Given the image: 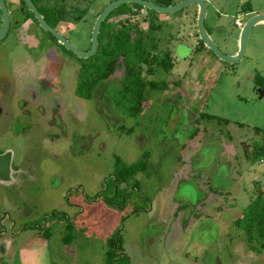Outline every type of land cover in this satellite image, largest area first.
I'll return each mask as SVG.
<instances>
[{
  "label": "rangeland",
  "instance_id": "rangeland-1",
  "mask_svg": "<svg viewBox=\"0 0 264 264\" xmlns=\"http://www.w3.org/2000/svg\"><path fill=\"white\" fill-rule=\"evenodd\" d=\"M63 1L69 10L61 29L74 28L70 42L85 49L98 13L113 0H78L72 11L71 0ZM206 2L205 27L227 55L240 36L235 18L244 23L249 17L237 7L246 2L264 13V0ZM133 6L117 8L130 12ZM142 9L158 26L144 33L147 47L154 43L158 52H168L174 66L169 73L158 70L160 78L147 76L166 80L168 88L148 89L138 115L107 114L112 129L101 124L96 102L75 96L77 65L66 59L49 63L54 43H30L24 52L10 34L0 44V150L25 156L21 167L31 174L26 182L0 183V208L12 215V201H17L22 221L32 226L14 237L15 244L31 246L30 264H109L117 234L118 249H125L132 264H264L262 244L252 242V250L234 225L256 196L255 182L264 193V163H249L250 140H242H264V25L251 30L244 57L228 63L205 46H192L199 41L196 5L173 13ZM73 13L80 18H70ZM130 24L147 26L142 16ZM33 29L36 38L47 41ZM122 75L119 67L110 83L117 84ZM115 84L108 89L110 98ZM207 115L231 123L221 129ZM120 124L133 130L119 132ZM207 125L234 139L203 137ZM194 126L198 136L190 140ZM115 156L125 164L145 161L123 198L111 193ZM78 200L73 209L70 204ZM86 203L89 207L74 224L75 213ZM20 228L17 223L12 230ZM5 241L6 235L0 244Z\"/></svg>",
  "mask_w": 264,
  "mask_h": 264
},
{
  "label": "flooded vegetation",
  "instance_id": "flooded-vegetation-1",
  "mask_svg": "<svg viewBox=\"0 0 264 264\" xmlns=\"http://www.w3.org/2000/svg\"><path fill=\"white\" fill-rule=\"evenodd\" d=\"M30 1L33 3L35 9L41 14V16L44 19V21L51 28L55 29L56 32H58L59 34H61L66 40H68L70 42L69 36H71V34L74 33L73 32L74 28L69 29L67 31V33H64V31L61 29V23L62 22H65V19H63L61 17L66 16L65 15V12H66V10H69V8L66 9V7L63 6L64 5L63 4L64 1L63 0H30ZM59 1H62L61 2L62 4H59ZM148 1H151V0H148ZM173 1L174 2L172 4H174L176 2H179L181 0H178V1L173 0ZM204 1L206 3V8H207V2H206V0H204ZM71 2H72V5H73V7H71V11H72L73 9H76L77 8V5H78V2L79 1L78 0H71ZM151 2H153V0ZM3 3L5 5L8 22H7L6 32H5L4 36L0 39V44L10 34H14V36L17 37V39H18V41L20 43V46L22 45L21 47L24 48V52H26L28 50V46L27 45L30 44V43H35V44H38V45H40L42 43H49V42L50 43H54L58 49L55 47V49L53 51V54H52V57H47L50 60L49 63H51V64H58L60 62L63 63V60H65V59L67 61L68 60H72V64H76L77 65V75H76V83H75V88H76L77 81H78V76H79V71H80V67H81L82 63H84V62H81L80 63L79 62V59H81V61L88 60L89 58H92L96 54V52L98 50L99 42H100L99 41V38H100V29H101L102 24L100 26L99 33H98V44H97V49H96L95 53L92 56H90V57L81 58V57H78L77 55H75L72 51H70L67 48H65V46H63L59 42V40L55 36H53L50 32H48L47 30H45V29H43V28H41L39 26L38 21L36 20L33 11L31 10V8L27 5V3L24 0H3ZM192 5H196L197 6V11L196 12L198 13V9H199L198 8V5L197 4H192ZM160 6H163V5H160ZM142 8H137V7L133 6L131 8L130 12H125L123 14L114 16V17H112L110 19V21L111 22H117V21L122 20V19H127L128 21H126L125 24H127V23L130 24L131 18L136 17V16H142V23H146L147 24L146 28L142 29V28H140V26L138 27L137 25H136V27L139 28V29H141V32L143 33V35H144L145 32L148 33L149 31H154L158 26L157 25H154L152 21H148L149 14H147V13L143 14V9ZM237 12H239V14L249 15V17L247 18V20L250 17L254 16V15L264 14V13H261V12H254L252 6L249 5V4L246 5V2L243 3L239 8L237 7ZM197 13L195 15L196 16V23H197ZM72 17H76L78 19L80 18V17L76 16L74 13H73V16H70V18H72ZM70 20H72V19H70ZM236 20L240 22V26H237L240 29L243 28V26L245 25V23L247 21L246 20L243 23L242 20H240L238 17H236L235 20H234V24H235V21ZM76 22H79V21L77 20ZM3 23H4V13H3L2 8H1V5H0V31H1L2 27H3ZM260 24L264 25V23H260ZM133 25H135V24H133ZM151 25H152V28L150 29L149 26H151ZM33 27H37L38 29H40V32L42 33V36L47 41L41 39L40 37L36 38V34L35 35L32 34L34 32ZM221 28H222V26H217V30L218 31H220ZM206 30H207V33L210 36V33H209L208 29H206ZM240 33H241V30H240ZM250 33H251V31H250ZM91 34H92V32H91ZM197 35H198V32H197ZM239 39H240V36H239ZM239 39H238V45H237V47L235 49L236 51L233 52V53H231V54H229V55H235V54H237V52L239 50ZM198 40H200L199 37H198ZM71 43L74 46H76L73 42H71ZM151 43H153V42H150L149 44H151ZM145 44H146V47H147L146 41H145ZM199 45H200L199 41L196 40L194 42V45H192V46L198 47ZM90 46H91V38H90V42H89V45H88L87 48L80 49L77 46L76 47L79 50L88 51L89 48H90ZM147 53H151L152 55L157 54V55L162 56L163 54L168 53V52H164V53L163 52L162 53L158 52V50H156V46L153 43V44H151L150 46L147 47ZM225 55H227V54H225ZM10 58L13 59L12 57H10ZM130 60L133 61L134 58L132 57V58H130ZM120 63H121V67H122V70H123L124 69V66H123L124 63L122 62V59H121ZM173 66H174V62H173ZM140 67L142 68L141 69V75L144 77V79H146L148 81H156L157 82V87L156 88H152V89H161L162 91L167 90L168 85L166 83V80H162V79H157V80L147 79V76L148 75H152L153 77L157 76L158 78H160L157 75V71L158 70H161V69L154 68V73L153 74H148V73H146V70H147V65L146 64H144L143 62H141L140 63ZM143 67H145V68H143ZM172 68L170 69L169 72H171ZM116 70H115V72H116ZM115 72L113 73V75L115 74ZM163 72L164 73H169V72H165V71H163ZM112 76H110L108 79H105L104 81L100 82L99 86L97 87L99 89L94 93V96L91 99H86V100H93L94 102H96L95 103L96 110H97V113L99 114V116L101 118L100 120H102L101 124L103 126H105L106 128L108 127V129H112V125L110 123V118L107 115L109 113L112 116L115 115V116H119V117L125 118V119L131 118V117H126V116L123 117V115L118 114V112L114 110V106H113V104L111 102L110 95H109L110 94L109 93L110 90H108L111 84H115L114 82L110 83ZM121 78H119L118 83L120 82ZM118 83L115 84V85H117V87L119 85ZM160 83H162V88H160ZM261 86H263V83H261ZM147 90L148 89H146V91ZM75 96H76V94H75ZM146 99H147V97H146ZM97 102H99L100 104L97 105ZM111 104H112V107H111ZM105 106H106V108H105ZM207 118L210 119V120H212V121L214 119H216V120H214V123L215 122H216V124L218 123L217 126L220 127L221 129L222 128H225L226 129L227 126L230 125V123H231L230 121H228L226 119L216 118L215 116H212V115H207ZM120 121H122V120H120ZM120 121L118 120L115 123H120ZM232 124H234V123H232ZM120 125H123V124H120ZM28 126H30V125H28ZM218 127L215 128L214 126L207 125L202 130L203 131V137L211 138V137L215 136L216 140H218L219 138L220 139L223 138V140H231V141L234 139L232 136H230V133L229 132H227L225 135H223L222 134V130H220ZM118 129H119V127H118ZM198 129H199V127H195L194 126L193 132L189 135L188 139L195 140L197 138V136H198V132H199ZM132 130H133V128H132ZM25 131L26 130L22 131V133H24ZM109 131H111V130H109ZM254 131L257 133V128H255ZM117 132H118V130H117ZM119 132H121L120 129H119ZM200 136H201V134H200ZM197 140H200V139L198 138ZM242 140H250L249 141L250 142L249 144H250V146L252 148L248 152V156L250 157V158L248 157L249 158V163H255V162H263L264 163V158L262 160L251 161L252 156L254 154V153H252L253 152L252 150L254 149V147L256 145V143H252L251 142V140H252L251 137H247V138L242 139ZM262 141L263 140H261V141H259L257 143H261ZM6 152H10L9 175H8L7 179H3V180L0 179V183L1 184H7V183L11 184V183H15L17 181V178H19V182L20 181L26 182V180H30L31 179V174L29 173L30 171L27 170V169L26 170L25 169H22V167H21L25 163L26 157L22 155V158L19 159V157H17L16 155H14L11 150H0V155L5 154ZM145 155L146 154H143V156H145ZM116 157L117 156L114 157V164H115V158ZM139 161H144V160H139ZM135 162H137V161H135ZM135 162H132V163H135ZM132 163H126V164L128 165V164H132ZM23 176H24V178H23ZM111 177H112V179H111V181H112V192H111L112 193V198L117 197L118 196V193H121V196L123 198L124 195H126L127 192L129 191L127 188L129 186L128 184H129V182L131 181L132 178L129 179L128 182H119V183H116L115 178H114V173L111 175ZM24 184H26V183H24ZM131 186H134V185L132 184ZM260 186H261L260 185V182H255L254 183V188H255L256 196L258 194H264V193H262V190L260 189ZM16 187L20 188L21 185L18 184ZM24 201H22V203H24ZM251 201H249V203ZM95 202H92V203H95ZM12 203H13L12 204V208H11L12 209V215L10 214V211H8V209L6 210L4 208H0V238H2V236H5L6 235V241L4 243H1L0 244V264H30V263H32L31 262L32 260L30 259V251H29L30 248H31V246L30 245H27V244L24 247L23 246H17L15 244L14 237L17 236V235L22 234L26 230H31L32 229V226H27V224L25 223V221H22V218L24 216V213H23L24 211H20V209H19L20 208V204L17 203V201H15V200H13ZM105 204L108 205L110 203L105 202ZM70 205H71V207L73 209L79 207L78 206L79 205V200H78V203H71ZM88 207H89V204L86 203L81 211H78V212L75 213V215L73 217L74 224L77 223L78 218L85 212V209H87ZM119 208L122 209V207H119ZM244 208H243V210H244ZM243 210H242V212H243ZM52 214H55L54 211H53ZM17 223L18 224H21V226H23V228H20L18 231H13L12 228ZM237 228H239V227H237ZM79 230H80V227H79ZM245 237H246V235H245ZM118 240H119V236L117 234L116 238H114V240L112 241V243H113L112 246H111V243H110V246H111L110 254H111V252L114 253V254H116L114 263H116L117 260H119L121 257H125L126 260H127V262L129 264H132L130 262L129 256L125 252V249L122 248V247L118 249ZM248 243H250V242H248ZM249 246L251 247L252 250H254V248H256L255 244L253 245L252 242L249 244ZM113 260H112V262H113ZM192 264H195V263H192Z\"/></svg>",
  "mask_w": 264,
  "mask_h": 264
},
{
  "label": "trees",
  "instance_id": "trees-1",
  "mask_svg": "<svg viewBox=\"0 0 264 264\" xmlns=\"http://www.w3.org/2000/svg\"><path fill=\"white\" fill-rule=\"evenodd\" d=\"M153 2L168 6L174 1L153 0ZM134 5L137 8H142L138 4ZM120 10V7L114 9L102 23L98 50L92 58L82 63L75 94L84 99H91L99 89L97 87L100 82L108 79L119 66L121 67L120 61L122 59L124 63L123 75L117 91L113 93L110 99L114 110L115 108L116 110L121 109L117 111L118 114L123 115V117H135L142 111L143 103L146 101V89L157 87L156 81H148L141 75L140 63L143 62L147 65L146 73L153 74L154 68L169 72L173 67V62L169 53L162 56L147 53L145 37L141 29L133 24H125L127 19L111 22L112 17L126 12ZM64 17L61 18L65 19ZM149 28L151 29L152 25ZM199 43L204 46L200 40ZM132 57L134 58L133 61L130 60ZM162 83H160V88H162ZM119 129L127 133L132 131V128L125 129L124 125H120ZM252 151L254 154L251 161L262 160L264 158V140L261 143H256ZM144 165V161L127 165L116 157L114 164L116 183L128 182L139 170L144 168ZM234 224L244 231L248 242L256 241L262 244L261 247H264V194H258L244 208L242 215L234 221ZM113 240H111V246ZM115 256L116 254L111 252L109 264H117V262H112ZM120 260L123 261L122 264H129L125 257H121Z\"/></svg>",
  "mask_w": 264,
  "mask_h": 264
},
{
  "label": "water",
  "instance_id": "water-1",
  "mask_svg": "<svg viewBox=\"0 0 264 264\" xmlns=\"http://www.w3.org/2000/svg\"><path fill=\"white\" fill-rule=\"evenodd\" d=\"M27 5L31 8L34 13L36 20L41 28L50 32L53 36H55L59 42L65 46L68 50L72 51L75 55L81 58H86L92 56L98 44V33L100 26L103 21L107 18V16L118 6L125 4V3H134L141 5L144 8L149 10L155 11L157 13H173L179 11L189 5L197 4L198 5V13H197V32L199 39L203 42V44L213 52V54L218 57L219 59L228 62V63H235L239 61L246 52L247 41L250 34L251 29L256 26L257 24L264 23V14H258L250 17L243 28L241 29L240 39H239V50L235 55H225L222 53L219 48L216 46L215 42L211 39L207 30L205 28L204 19L206 16V3L204 0H181L169 6H160L155 4L154 2L148 0H114L106 5L102 11L96 17L92 28L91 34V46L88 51L79 50L76 46H74L71 42L66 40L61 34L55 31V29L51 28L42 18L41 14L35 9L33 3L30 0H24ZM0 5L2 11L4 13V23L3 27L0 31V39L4 36L6 29H7V13L5 9V5L3 0H0ZM9 160H10V152H6L3 155H0V179H7L9 175Z\"/></svg>",
  "mask_w": 264,
  "mask_h": 264
},
{
  "label": "built area",
  "instance_id": "built-area-1",
  "mask_svg": "<svg viewBox=\"0 0 264 264\" xmlns=\"http://www.w3.org/2000/svg\"><path fill=\"white\" fill-rule=\"evenodd\" d=\"M235 25H236V26H240V22L236 20V21H235Z\"/></svg>",
  "mask_w": 264,
  "mask_h": 264
},
{
  "label": "crops",
  "instance_id": "crops-1",
  "mask_svg": "<svg viewBox=\"0 0 264 264\" xmlns=\"http://www.w3.org/2000/svg\"><path fill=\"white\" fill-rule=\"evenodd\" d=\"M235 51H236V50H235ZM235 51H234V52H235Z\"/></svg>",
  "mask_w": 264,
  "mask_h": 264
}]
</instances>
